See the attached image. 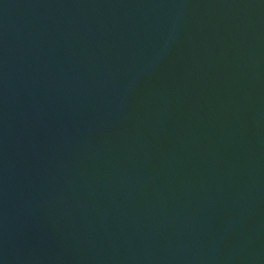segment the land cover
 Here are the masks:
<instances>
[{
    "label": "water",
    "instance_id": "95a60500",
    "mask_svg": "<svg viewBox=\"0 0 264 264\" xmlns=\"http://www.w3.org/2000/svg\"><path fill=\"white\" fill-rule=\"evenodd\" d=\"M0 264H264V0H0Z\"/></svg>",
    "mask_w": 264,
    "mask_h": 264
}]
</instances>
